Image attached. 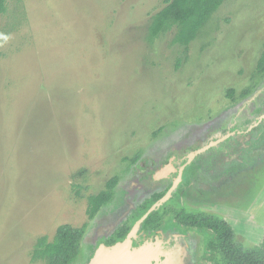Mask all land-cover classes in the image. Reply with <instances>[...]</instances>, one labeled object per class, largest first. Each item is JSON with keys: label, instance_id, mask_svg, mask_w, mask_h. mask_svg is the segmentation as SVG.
Listing matches in <instances>:
<instances>
[{"label": "rangeland", "instance_id": "1", "mask_svg": "<svg viewBox=\"0 0 264 264\" xmlns=\"http://www.w3.org/2000/svg\"><path fill=\"white\" fill-rule=\"evenodd\" d=\"M5 1L0 264H44L30 260L37 239L51 241L65 224L87 225L75 264H90L97 242L128 215L126 207L149 195L138 172L130 174L132 160L136 167L154 157L151 149L186 141L216 146L238 136L236 114L247 120L244 124L264 118V77L255 74L264 42V0L224 1L186 53L171 43L174 32L147 39L150 17L164 0ZM251 137L250 146L240 147L249 151L241 180L231 179L227 204L228 224L244 248L260 244L264 236V130ZM204 147L187 159L201 164L221 144ZM171 153L166 150L161 159ZM220 165L230 163L217 157L208 162L213 170ZM168 172L169 163L154 178ZM115 175L114 192L123 198L88 220L87 196L103 190ZM165 234L175 235L170 229ZM179 242L176 258L167 264H196L197 251ZM90 245L96 246L91 257ZM162 250L163 245L155 254ZM153 262L161 264L158 258Z\"/></svg>", "mask_w": 264, "mask_h": 264}, {"label": "flooded vegetation", "instance_id": "2", "mask_svg": "<svg viewBox=\"0 0 264 264\" xmlns=\"http://www.w3.org/2000/svg\"><path fill=\"white\" fill-rule=\"evenodd\" d=\"M235 117L237 119L235 124L238 130H240L238 136L227 137L224 140H220L218 141L220 143L216 146L208 148L201 146L200 141L195 143L186 141L182 143V146L178 147L168 146L163 150L157 148L156 151L151 149L150 152H152V155L154 157L156 156V158L144 159V163H139L136 167L131 163L132 165L128 166L132 167V172H130V174H135V172L137 174L138 172L139 179H142L144 184L149 187L147 191L149 195L140 202L133 204V206H127L126 212H129L128 215L122 219L121 224L108 236L101 238L97 242V245L102 244L108 246V242L113 233L123 224L130 222L144 204L160 194L164 196L170 193L169 198L163 203L164 207L161 206L163 209L160 213V217L155 218L153 223L146 227H143V221L139 224L134 236L131 238L132 246L136 247L141 245L145 240H152L154 242L159 241V246L161 247L163 245L164 250H162L163 253H161V255H157V258L161 264H167L169 259L176 258L175 246L181 245L182 243L179 241H183L185 244H188L187 246L190 250L197 251L196 264H200V262L202 264H212L211 259L213 258V254L208 250V246L215 241L216 235L214 230L212 228L200 227L198 225L191 226L188 223H184L179 220L178 214H187L203 218L218 217L228 223L227 204L230 197V193H228V191H230L229 185L234 181L231 180L233 177L241 180V167L245 163L243 157L246 156L245 154L249 151L248 147L243 151L240 147L245 144L250 146L248 141L252 139L251 134H253L254 130H259L260 132L264 130V118H262L263 121L259 123V115L248 124L243 123L247 120L245 119L242 121V116L238 117V114H236ZM257 122L259 124L254 126ZM251 126H253V128H251ZM227 127L228 126H225V128ZM220 144L221 147L218 148L219 152L212 151L214 154H212V152L206 154L208 157H202L203 161L201 164H196L194 162L196 159L195 157L190 161L187 159L188 154L197 151L201 147H204L205 151L208 149L214 150V147L220 146ZM166 150H169V152L171 151L173 154L171 153L172 155H167L165 159H161V155H163L164 152L166 153ZM201 153H204L203 150L198 153L197 156ZM199 157L200 156L197 158ZM216 157L218 161L223 163L227 162L230 163V165H225V167L224 165H220L217 170H213L208 166V162ZM148 160L151 161V163L148 162ZM167 163H169V174L166 173L159 179L154 178L155 173ZM187 177L188 180L185 181ZM176 180H178L177 185L171 190ZM195 182H197V184L199 183L198 187L193 186ZM120 193L121 192H114L111 200L112 203L120 202V199L123 198L120 196ZM133 193H145V191H136ZM111 202L106 206L111 204ZM192 203H196L198 207L200 205L201 208L191 209L189 206L192 205ZM122 205H125L124 200L120 207ZM133 224L134 222L131 227ZM168 229L175 234L173 237L167 238L165 232L168 231ZM92 247L93 245H90V257L93 255L96 246L94 248Z\"/></svg>", "mask_w": 264, "mask_h": 264}, {"label": "trees", "instance_id": "3", "mask_svg": "<svg viewBox=\"0 0 264 264\" xmlns=\"http://www.w3.org/2000/svg\"><path fill=\"white\" fill-rule=\"evenodd\" d=\"M164 1V6L150 17L147 39L152 42L163 34L174 32L171 43L183 47V52L186 53L189 44L196 38L212 14L226 0ZM5 2V0H0V14L5 10ZM255 74L259 75V77H264V42L262 44V52L256 62ZM250 91L251 88H248L241 96L247 95ZM233 92L232 89L228 90L227 97L231 99ZM135 161L132 160L131 163H135ZM118 179L116 175L111 177L106 181L103 190L97 194L87 196L86 216L88 220L94 219L111 202ZM164 196L160 194L144 204L130 222L123 224L113 233L108 246H105L109 247L123 242L131 233L134 224L148 212L153 204L159 202ZM163 203L147 214L142 220L143 227L151 225L155 218L160 217L162 207H164ZM178 218L191 226L198 225L214 230L215 241L208 246V250L213 254L212 264H264V236L260 244L252 248H244L236 240L232 227L218 217L203 218L178 214ZM133 222L134 224L131 227ZM86 228V224L80 227H72L65 224L56 229L51 241L47 240L46 237L38 238L31 253V262L75 264ZM132 237H130V242Z\"/></svg>", "mask_w": 264, "mask_h": 264}, {"label": "water", "instance_id": "4", "mask_svg": "<svg viewBox=\"0 0 264 264\" xmlns=\"http://www.w3.org/2000/svg\"><path fill=\"white\" fill-rule=\"evenodd\" d=\"M177 181L178 180L175 181L171 187V190L176 187ZM169 196L170 193H167L162 199L159 200V202L153 204L148 212L134 224L131 233L123 242L116 243L115 245L109 247L100 244V246L96 249L90 264H150V260L153 258L157 260V255L159 253L155 254V251H158L160 247L158 244H144L141 246L132 247L130 237L134 236L136 229L142 220L147 216V214L159 207L169 198Z\"/></svg>", "mask_w": 264, "mask_h": 264}, {"label": "crops", "instance_id": "5", "mask_svg": "<svg viewBox=\"0 0 264 264\" xmlns=\"http://www.w3.org/2000/svg\"><path fill=\"white\" fill-rule=\"evenodd\" d=\"M261 243V242H260Z\"/></svg>", "mask_w": 264, "mask_h": 264}]
</instances>
